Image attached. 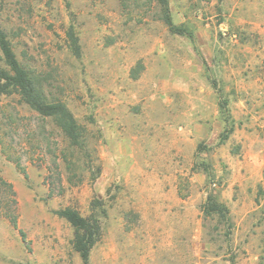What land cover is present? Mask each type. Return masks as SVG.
<instances>
[{
	"label": "rangeland",
	"instance_id": "1",
	"mask_svg": "<svg viewBox=\"0 0 264 264\" xmlns=\"http://www.w3.org/2000/svg\"><path fill=\"white\" fill-rule=\"evenodd\" d=\"M168 11L180 33L158 0H0L18 60L87 138L73 149L51 118L0 96V178L18 222L0 188V264H84L55 213L67 207L101 217L90 264H264V0ZM210 191L230 238L204 218Z\"/></svg>",
	"mask_w": 264,
	"mask_h": 264
},
{
	"label": "trees",
	"instance_id": "2",
	"mask_svg": "<svg viewBox=\"0 0 264 264\" xmlns=\"http://www.w3.org/2000/svg\"><path fill=\"white\" fill-rule=\"evenodd\" d=\"M163 8L164 19L166 24L174 33H180L170 18L168 11V0H158ZM69 46L74 55L79 56L81 53L78 37L73 28L67 32ZM0 48L4 55L7 69L0 68V96L18 95L21 100L33 111L45 118H51L56 126L62 131L63 135L69 142V146L80 152L86 149V129L79 124L74 114L67 105L56 99H50L34 74L26 68L17 58L6 32L0 28ZM227 104H223L222 110L226 124H229L230 114ZM205 165V164H204ZM0 188L7 193L8 217L12 225L17 228V200L13 186L0 178ZM95 208L101 207L99 202L93 203ZM60 218L66 220L74 229V238L72 246L77 252L84 264H90L91 252L95 245L101 240L103 228L101 217L96 213L89 217H84L81 213L71 207L55 212ZM202 213L206 220L218 218L226 225L224 232L225 238H230L234 228L229 208L222 203L214 192H209L206 202L202 206ZM103 214L105 212L103 211ZM22 238L25 240L26 235L20 231Z\"/></svg>",
	"mask_w": 264,
	"mask_h": 264
}]
</instances>
